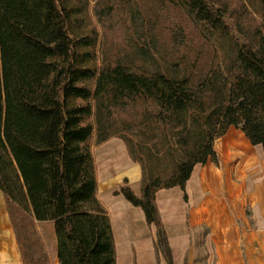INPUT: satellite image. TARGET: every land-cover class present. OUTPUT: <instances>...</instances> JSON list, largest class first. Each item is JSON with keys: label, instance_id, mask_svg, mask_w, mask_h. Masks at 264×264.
I'll return each instance as SVG.
<instances>
[{"label": "trees", "instance_id": "trees-1", "mask_svg": "<svg viewBox=\"0 0 264 264\" xmlns=\"http://www.w3.org/2000/svg\"><path fill=\"white\" fill-rule=\"evenodd\" d=\"M181 1L223 55L197 72L145 50L138 65H97L86 0H0V191L22 264H50L38 225L50 227L58 264H117L92 139H120L138 166L139 195L124 180L115 196L154 226L157 264L172 256L156 193L178 187L186 201L194 167L217 162L230 127L264 152V0H247L260 24L245 43L231 39L224 4Z\"/></svg>", "mask_w": 264, "mask_h": 264}, {"label": "crops", "instance_id": "crops-1", "mask_svg": "<svg viewBox=\"0 0 264 264\" xmlns=\"http://www.w3.org/2000/svg\"><path fill=\"white\" fill-rule=\"evenodd\" d=\"M215 151L216 163L208 161L194 167L185 185L186 201L184 193L178 187L156 193V204L167 235L172 262L180 264L185 259L192 246L193 232L205 227L208 230L207 239L211 245L214 264H264L263 149L261 145L253 146L239 129L230 127L216 143ZM125 152L121 141L111 139L99 146L94 154L98 198L109 212L117 264L121 263L119 247L124 243L123 248L128 256L131 246L136 252L130 264H157L153 248L156 235L153 238L144 232L141 236L137 235L135 220L139 225L142 223L143 231L146 228L152 230L154 226L147 227L140 208H134L121 195L112 196L109 193V189L125 177L130 181L129 187L139 195L140 171ZM120 153L125 154V159L118 156ZM100 157L103 158V170L98 168L100 161L97 159ZM109 162L115 170L121 167L124 170L117 174L109 173ZM120 162L121 167L118 166ZM125 174L134 179L131 180ZM246 209L250 211V215H246ZM0 264H22L13 225L1 191ZM51 264H58L55 250Z\"/></svg>", "mask_w": 264, "mask_h": 264}, {"label": "rangeland", "instance_id": "rangeland-1", "mask_svg": "<svg viewBox=\"0 0 264 264\" xmlns=\"http://www.w3.org/2000/svg\"><path fill=\"white\" fill-rule=\"evenodd\" d=\"M86 1L87 10L84 22L86 30L91 33L90 35H95L96 37L94 52L97 65L103 62H124L138 65L139 60L146 56L143 54L145 50L146 53L149 52L150 55H153L157 63L163 68L172 69V64L179 61L191 62L195 63V72H197L210 63L221 61L223 58L218 49V38L211 36L201 24L192 18L181 0ZM208 1L214 3L215 6L225 5L224 22L231 39L234 41L245 43L249 34L260 24V19L254 9L249 6L247 0ZM121 117L124 118L125 116L119 114V118ZM111 139L121 141L114 137L107 141ZM219 139L215 141L214 148ZM90 144L97 175L96 157L94 158V154H96L97 149L102 144L96 145L94 139L91 140ZM126 155L128 156V154ZM118 156L122 157L121 159H125V154L120 153ZM102 159L101 157L97 159L100 161V167H98L100 169H102ZM120 165H122V162L118 164V166ZM121 170H124V168L121 167L119 170H115L114 166L109 164V173L117 174ZM134 171L137 174L135 169ZM125 175L131 180L134 179L129 174ZM124 180L129 185L130 181L128 178H121L117 184L109 189V193L112 196L119 192L120 187L124 185ZM245 213L250 215L248 209L245 210ZM118 226L120 227V225ZM37 229L41 237V246L47 253L51 264L54 260V241L50 227L38 225ZM143 230L142 223L139 225L137 220H135L136 234L141 236L142 232H144L150 238H153L155 228ZM192 236L191 249L180 264H214L211 245L207 239V228L202 227L195 230ZM120 240L121 242L123 241L122 239ZM124 246L125 243L119 247L122 257L120 264H130L133 255L136 256V252L131 246L130 257V255L126 254ZM159 264H165L162 258H160Z\"/></svg>", "mask_w": 264, "mask_h": 264}, {"label": "bare ground", "instance_id": "bare-ground-1", "mask_svg": "<svg viewBox=\"0 0 264 264\" xmlns=\"http://www.w3.org/2000/svg\"><path fill=\"white\" fill-rule=\"evenodd\" d=\"M113 157H114V156H113ZM111 159H112V158H111ZM111 159H110V160H111ZM107 160H108V159H107ZM105 163H107V162L105 161ZM109 163H110V162H109ZM110 164H111V163H110ZM106 166H107V164H106ZM106 166H104V167H106ZM106 168H107V167H106ZM108 169H109V168H108Z\"/></svg>", "mask_w": 264, "mask_h": 264}]
</instances>
